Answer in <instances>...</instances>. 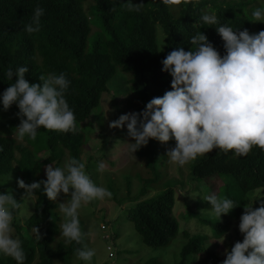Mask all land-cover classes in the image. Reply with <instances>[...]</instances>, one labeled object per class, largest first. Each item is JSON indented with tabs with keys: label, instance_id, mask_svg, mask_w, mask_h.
Wrapping results in <instances>:
<instances>
[{
	"label": "trees",
	"instance_id": "obj_1",
	"mask_svg": "<svg viewBox=\"0 0 264 264\" xmlns=\"http://www.w3.org/2000/svg\"><path fill=\"white\" fill-rule=\"evenodd\" d=\"M262 2L264 0H199L196 7L189 4L181 6L179 11L169 12L159 0H132V3L140 4V11L130 12L126 0H0V93L16 79L13 76L10 81L4 77L8 68L15 71L18 66H26L29 71L25 73V79L30 84L41 73L63 72L70 81L65 99L76 118L75 131L60 133L41 127L34 139L25 137L37 154L49 153L45 159L36 160L32 150L14 138V128L19 124V118L14 116L7 131L0 133V177L15 171L23 175L26 184L39 182L45 180L39 175L45 165H60L65 155L81 160L87 138L80 127L92 120L100 127L103 118L97 111L102 107L103 95L113 92L110 82L119 72L126 78L125 93L128 95L127 107L120 114L139 112L151 98L170 90L171 77L161 71V61L170 51L176 48L189 51L194 48L190 39L202 32L213 47L224 54L223 41L215 26L199 22L204 11L215 12L220 24L247 29L253 34L264 30V23L248 21L253 8ZM37 6L44 9L41 28L39 32L29 34L24 25L30 22ZM8 110L17 112L18 108ZM2 119L5 117H0ZM124 132L127 131L123 130L121 134ZM130 142H133L131 138ZM174 143L170 140L162 144L149 139L146 146L136 151V159L145 163L153 177L143 180V191L135 197L130 193V180L126 178L129 190L126 200L132 206L123 210L117 220L123 217L128 221L141 242L154 251L171 247L183 236L172 264H221L224 252L230 246L222 247L218 240L223 236L231 238L232 223L243 213V206L256 198L249 201L248 194L264 191V151L253 147L245 156H234L231 151L225 154L213 149L187 164L189 182L199 186L198 196L204 198L215 193L232 199L236 205L224 215L227 221H217L210 216L201 217L202 206L185 200L186 222L195 220L207 229L206 233L191 235L190 231L182 229L185 220L176 213L178 198L182 196L176 194L173 181H168L165 191L147 199L149 186L165 178L159 169L165 167L169 172L172 164L166 151ZM219 181L221 183L217 184ZM42 188L43 185L35 190L33 212L24 225L13 222L22 241L24 264H72L77 258L76 249L81 245L65 244L64 240L55 242L62 215L58 205L47 199ZM3 191L0 188V192ZM110 199L119 204L125 201L116 196ZM257 206L254 202L253 207ZM19 213L20 208L14 212V218ZM81 216L78 214L83 231ZM104 223L108 225L106 221ZM34 227L38 232H33ZM120 236L116 230L106 240H117ZM236 241L242 240L236 236ZM84 244H87L85 238ZM129 255L133 252L125 251L121 264H138L139 260H143L142 264H167L161 256L149 258L145 253H141L136 262H128ZM0 264H15V261L0 257ZM77 264L84 262L79 260Z\"/></svg>",
	"mask_w": 264,
	"mask_h": 264
},
{
	"label": "clouds",
	"instance_id": "obj_2",
	"mask_svg": "<svg viewBox=\"0 0 264 264\" xmlns=\"http://www.w3.org/2000/svg\"><path fill=\"white\" fill-rule=\"evenodd\" d=\"M169 12L179 11L181 6L199 0H159ZM140 4L126 0L128 11H140ZM44 9L37 6L24 30L40 31V18ZM248 21L264 23V2L254 7ZM199 22L215 26L223 41L224 54H220L205 34L197 33L190 39L194 45L189 51L176 48L161 61V71L170 79V90L162 96L151 98L139 112L122 114L109 123L110 128L126 126L133 142L127 151L132 155L146 146L149 139L162 144L173 140L174 147L166 151L169 163L178 168L195 161L213 149L234 156H245L253 147L264 151V30L250 34L247 29L238 30L220 24L215 12L204 11ZM26 66L4 72L13 81L0 93V110L12 105L18 108L19 124L13 135L17 140L34 139L38 129L68 133L75 131V114L65 99L70 81L63 72L40 74V83L25 79ZM134 156V155H133ZM46 179L25 183L17 179L24 190V197L31 198L41 189L49 201H57L61 194L68 198L58 203L62 215L59 236L65 244L81 245L76 257L84 264H91L95 250L84 244L78 210L92 201L110 198L112 193L97 185L85 170V163L69 157L63 166H44ZM105 163L99 162L96 171L103 173ZM193 198L198 194L190 195ZM210 204V217L219 221L236 207L234 201L215 193L203 198ZM258 204L253 207V203ZM20 204L10 191L0 192V257L11 258L15 264H24L22 241L14 235V212ZM207 232V229H205ZM238 231L242 241H236L224 252L221 264H264V199L261 196L243 206ZM33 232H38L33 228ZM40 238V236L38 237ZM222 239L218 240L223 242ZM109 250V249H108ZM110 252V250H109ZM112 258H114V254Z\"/></svg>",
	"mask_w": 264,
	"mask_h": 264
},
{
	"label": "rangeland",
	"instance_id": "obj_3",
	"mask_svg": "<svg viewBox=\"0 0 264 264\" xmlns=\"http://www.w3.org/2000/svg\"><path fill=\"white\" fill-rule=\"evenodd\" d=\"M118 74L119 75L110 82L113 92L110 91L109 94L106 93L103 95L102 107L97 111L98 115L103 118L100 127H98L96 120L87 122L80 127L87 138L81 158V161L85 163L86 172L89 173L91 179L97 185L105 187L112 193L111 198L116 196V199L120 198L119 200H125L119 204L115 201H113V203L110 198H105L102 201H92L78 210V214L82 215L81 217L84 223L82 232L85 233L84 238L86 239V245L88 248L95 250V255L92 258L91 264H121L122 256H125V251L128 250L133 252V255H129L131 258L127 257L129 258L127 259L128 262H133L134 260L136 262L141 253H145L149 258L156 255L161 256L167 264H172L175 260V255L179 251L180 243L184 240L183 236L181 237L182 240L175 241L171 247L165 248V250L154 251L141 242L140 236L128 221L126 222L123 217L121 220H117V217H120L123 210L125 211L129 206H132L131 203H128L126 200L129 192L126 178L130 180V193L135 197L143 191V180L153 177L149 174L145 163L136 159V152H134L133 156L127 151L130 137H128L127 132H124L125 134L123 135L121 134L123 130L127 131L126 126H121V128L109 127V123L118 119V117L122 115L120 113L127 107L128 95L125 93L127 90L126 78L123 77L120 72ZM39 76L34 83H40ZM10 108L15 109L17 107L12 105ZM17 112H13L12 110L11 112L9 110L0 112V117H5V119L0 120V133H5L7 131L6 129H8ZM4 114L8 115L4 116ZM17 142L28 146L34 153L36 160H42L49 156L48 152L37 154L25 138L22 141L17 140ZM17 157H19L18 154ZM68 158L69 156L65 155L63 162L57 166H63ZM101 161H103L106 166V170L103 173L96 171V166ZM52 165L56 167V163ZM186 165L183 168H178L172 164L169 172L165 167H161L159 171L165 178L161 179L158 184L149 186L150 190L148 189L147 199L156 197L158 194L165 191L168 188V181H173L176 194L182 196L178 198V205L176 207V213H179L181 219L183 218V220H185L182 224V229L190 231L191 235L206 233V227L199 225L195 220L186 222L187 215L184 212L185 200H188L192 205L202 206L200 211L201 217H203V215L210 216L209 209L211 207L210 204L204 201L200 196L196 198L190 196L192 194H198L196 190L199 186L189 182L188 174L190 169L189 165ZM39 175L42 179H46L45 168L39 170ZM17 179L23 180V175L15 171L8 175L1 176L0 188L4 191H10L13 197L21 202L20 213L13 219V222L15 221L17 224L23 226L24 222L33 212L35 199L33 196L31 198L24 197V190L18 187ZM218 183L221 182L219 181L217 184ZM202 191L203 189L201 192ZM262 193H264L263 190L250 192L248 194L249 201H251L254 196H261L262 198L264 196ZM67 198L65 194H61L57 198V201L51 202L58 205V203L64 202ZM221 219L225 221L228 220L224 215H222ZM104 221L108 223L107 226L104 225ZM237 221L232 223L231 238L227 239L225 236L223 242L219 241V245L222 247L230 246L231 248L235 242L236 236L240 237L242 240V235L238 231L239 219ZM13 225L14 224H12V226ZM13 228L14 235L18 237L16 228L14 226ZM116 230H119L121 236L117 238V240H106V238L112 235ZM58 240H63V238L58 236L55 242L57 243ZM207 246L209 247V245ZM108 249L114 254V258L110 257ZM122 252L124 253L123 255H121ZM142 262L143 260H139L138 264H142ZM77 263H79L78 258L72 261V264Z\"/></svg>",
	"mask_w": 264,
	"mask_h": 264
},
{
	"label": "built area",
	"instance_id": "obj_4",
	"mask_svg": "<svg viewBox=\"0 0 264 264\" xmlns=\"http://www.w3.org/2000/svg\"><path fill=\"white\" fill-rule=\"evenodd\" d=\"M110 256H112V254H110Z\"/></svg>",
	"mask_w": 264,
	"mask_h": 264
}]
</instances>
